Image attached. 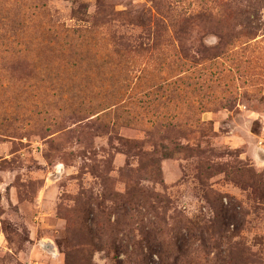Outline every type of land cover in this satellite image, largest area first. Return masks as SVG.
<instances>
[{"label":"rangeland","instance_id":"1","mask_svg":"<svg viewBox=\"0 0 264 264\" xmlns=\"http://www.w3.org/2000/svg\"><path fill=\"white\" fill-rule=\"evenodd\" d=\"M220 199L185 262L264 264V0H0V264H162Z\"/></svg>","mask_w":264,"mask_h":264},{"label":"trees","instance_id":"2","mask_svg":"<svg viewBox=\"0 0 264 264\" xmlns=\"http://www.w3.org/2000/svg\"><path fill=\"white\" fill-rule=\"evenodd\" d=\"M37 5L30 7V9H45L46 3H36ZM67 31V29H66ZM165 201V200H163ZM216 217L210 221H204L202 219L187 220L182 225V229L186 230V235H178L173 242L168 241L164 238L163 234L166 231L164 227L158 223L160 215L157 213L155 219L150 221L152 230L146 235L144 242L148 243L149 247L159 255L162 264H187L184 259L187 258L186 250L189 249L188 243L195 244L196 240H201L202 245L213 243L219 249L221 246V240L227 238L225 232L229 230V221H234L237 217L243 213L239 211L238 206L231 202L229 206L223 205L221 199L217 201ZM144 207L140 201H134L130 197L127 202L118 208L122 211V215L129 221H132L135 215L141 214L140 208ZM145 208V207H144ZM149 210L156 212L152 205L149 206ZM163 219V218H162ZM204 245V246H205ZM220 264H227V260L223 257L219 258Z\"/></svg>","mask_w":264,"mask_h":264}]
</instances>
